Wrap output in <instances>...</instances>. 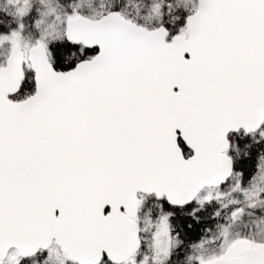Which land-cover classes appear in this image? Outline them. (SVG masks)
Returning <instances> with one entry per match:
<instances>
[{"label":"snow or ice","instance_id":"6c2138e0","mask_svg":"<svg viewBox=\"0 0 264 264\" xmlns=\"http://www.w3.org/2000/svg\"><path fill=\"white\" fill-rule=\"evenodd\" d=\"M0 264H264V0H0Z\"/></svg>","mask_w":264,"mask_h":264}]
</instances>
